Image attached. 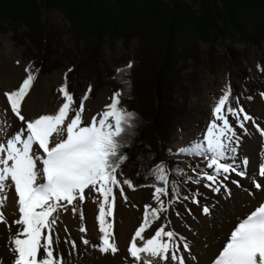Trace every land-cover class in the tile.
Wrapping results in <instances>:
<instances>
[{
	"label": "snow or ice",
	"instance_id": "1",
	"mask_svg": "<svg viewBox=\"0 0 264 264\" xmlns=\"http://www.w3.org/2000/svg\"><path fill=\"white\" fill-rule=\"evenodd\" d=\"M126 67L130 69L131 62ZM32 68L31 64L25 67L27 75L18 88L3 93L11 113L26 127L21 126L9 135L8 130L13 125L6 118L8 110L0 113V117H4L0 119V225L6 226L11 234L9 244L15 253L14 264H71L64 249L70 248L68 256H71L77 249V241L70 235L62 237L57 225L60 213L66 212L69 206L76 215V201L83 205L86 190L98 194V201L94 199L93 202H98L96 221L100 236L98 243L90 241L86 238L88 229L81 223L78 230L85 235L80 237V241L101 254L116 255L120 249L114 230L115 190L118 189L127 202L124 186L132 191L139 187L154 189L151 202L143 205L142 222L135 229L126 250L134 258L132 264H186L185 253L191 256V245L170 227L172 221L167 213L177 203L189 199L191 203L200 205L204 214H209L210 210L198 199L203 195L199 188L188 189L190 195H182L180 185L187 187L195 184L215 193L224 190L230 195L226 181L230 180L232 173L246 176L245 169L249 165L248 158L239 164L236 162L241 142L237 128L244 135H250L246 125L251 121L261 137H264V128L245 111L239 97H232L229 86L218 98L213 118L202 136L180 146L175 152L168 149L170 158H202L203 167L201 163L193 166L185 159L183 162L195 173L193 176L179 165L158 162L148 169L145 176V179L151 177L152 182L136 185L132 179L124 178L122 171V166L129 160L122 149L127 146L136 120V113L122 104L123 92L116 90L109 98L110 103L95 114L86 116L85 102L91 93V86L80 99L79 108L74 109L75 100L68 90L65 74L64 83L58 89L64 103L58 111L26 120L22 106L33 89L39 71L37 69L34 73ZM123 72V69H117V73ZM120 82L127 83L122 78ZM261 96L264 98V93ZM229 160L232 162H227ZM259 175L264 176V164L259 168ZM231 182L238 184L234 180ZM255 187L259 189L261 184L255 183ZM11 188L18 197L15 201L18 218L9 224L3 208ZM188 212L191 213V209ZM176 215L181 213L176 211ZM79 218L83 222L82 207ZM63 231L68 232L67 226ZM220 243V249L208 264H264V200L258 201L243 217H237L236 224ZM192 259L195 257L192 256Z\"/></svg>",
	"mask_w": 264,
	"mask_h": 264
},
{
	"label": "rangeland",
	"instance_id": "2",
	"mask_svg": "<svg viewBox=\"0 0 264 264\" xmlns=\"http://www.w3.org/2000/svg\"><path fill=\"white\" fill-rule=\"evenodd\" d=\"M22 1L26 4L25 2L30 0ZM34 1L39 13L38 23H41L43 28L48 31L49 46L44 64L42 65L41 61L40 67L35 64L37 59L42 61L43 59L40 58L39 51L29 38L33 33L29 32L28 27L23 22L8 19L5 16L3 13L5 10L2 7L5 6L6 1L2 0V3L0 2V61L3 62H0V76L4 79L13 73L11 64L7 60L15 55L14 64L25 76L27 73L24 69L29 64L33 66L34 73L37 69L39 70L33 89L26 100L32 97L37 99L38 95H41L50 105L60 107L64 103V98L58 89L64 83L62 72L68 70V90L73 94L75 100L73 108H79L80 99L91 86V93L85 102V113L95 114L102 109V106L110 103L109 98L114 93L113 88L108 85V73L113 71L115 67L124 65L127 59L139 62L138 66L132 68L131 82L127 88L130 89L128 91L132 93L133 97L130 102L122 104L129 111L136 113L137 121L143 123L138 129H135L133 138L143 146L144 154L148 153L147 156L149 157L135 161L136 165L131 168L132 174L130 175L137 180H145L146 183L144 184H149V181L152 182L151 177L145 179V176L148 174L147 170L158 162H165L170 166L179 165L189 175H195L188 164L183 161L187 159L195 166L197 163H201L202 158L183 156L170 158L168 149L175 152L180 146L202 136L206 126L213 118L212 113L218 98L229 86L232 97H239L245 111L251 116H255L259 105H264V98L261 96V93H264V71L261 70L264 69V37L259 38L258 35L257 39L252 41L240 36L229 23L228 4L224 0H211L209 5L213 11L206 8L205 2L206 6H202L198 0H157L164 3L163 5L167 6L169 10L173 8L183 12L184 15L191 14L198 17L197 19L195 17L186 18V28H189V33L180 44L177 43L178 61L171 67L173 70H171L170 76L165 78L172 99L170 104L174 105V101L178 100L180 103L184 102L185 108H183V104L180 105L182 112L171 118L170 124L168 123L166 129L161 131V135L157 139L154 130L145 120L148 116L150 117L153 108L152 102L154 103L150 98L151 95H149L153 68L158 63L159 58L162 57L163 52L161 47L163 46V37L160 32L157 29L150 32L144 30L139 37H132L125 44L119 38H112L111 41L104 38L97 52L94 53L90 46L93 36L88 33H74V25L69 23L61 12L54 8H45L42 3L43 0ZM20 5L23 6L22 3ZM206 9L210 11L209 16L212 22L205 18ZM214 10H217L216 13ZM200 22L208 28L203 29ZM176 25L179 26V19L176 21ZM142 57L148 60L147 64L150 70H144L145 65ZM68 64L71 65L68 66ZM45 81L49 85L42 89ZM20 83L22 80L19 79ZM19 84L16 88L19 87ZM249 96L252 99L249 100ZM124 97L123 95L122 98ZM35 107L34 104L33 108L35 109ZM27 110L22 106L23 115L28 112ZM12 117L18 120L16 121L17 124L16 122L14 124L26 127L14 114ZM28 119L26 118V120ZM230 122L235 126V121L231 117ZM249 125L250 122L246 126ZM16 130L18 129L12 127L9 135ZM237 133L242 140L244 135L242 130L237 128ZM133 144L134 141L129 146V153ZM258 165L260 164L253 165L252 169L250 167L252 176L260 177L259 169L256 171ZM201 167H203V163H201ZM197 188L199 185L189 184L187 187L183 184L180 185L182 195H190L188 189L195 190ZM124 190L128 198L133 194L140 193L142 195V192L154 191L150 187H139L136 191H132L127 186H124ZM115 192L117 206L124 200L118 189ZM85 196L84 203L94 199L98 200V194L89 190H86ZM192 204L191 199H189L177 203L174 208L183 211ZM75 206L78 209L83 205L76 201ZM173 209H170L172 215ZM67 211L72 212V206H69ZM64 250L66 256L67 248ZM76 250L82 251L81 248L79 251L78 247Z\"/></svg>",
	"mask_w": 264,
	"mask_h": 264
},
{
	"label": "trees",
	"instance_id": "3",
	"mask_svg": "<svg viewBox=\"0 0 264 264\" xmlns=\"http://www.w3.org/2000/svg\"><path fill=\"white\" fill-rule=\"evenodd\" d=\"M5 1V6L2 7L5 10L3 12L5 16L8 19L11 18L23 22L28 27L29 32L33 33L29 38L39 51L40 58L43 59L42 61L36 58L35 64L40 67V61L43 65L46 59L45 56L48 53L49 42L48 31L43 28L41 23H38L39 13L35 1L30 0L25 2L26 4L22 0ZM198 1L201 2L202 6H206L205 4H207L206 8L212 10L209 5L211 0ZM224 1L228 4L227 12L229 13V23L240 36L252 41L257 39L258 35L259 38L264 37V0ZM0 2L2 3V0ZM42 3L45 8H54L61 12L67 21L74 25V33H88L93 36L90 46L94 53L97 52L104 38H107L109 41L112 38H119L125 44L132 37H139L144 30L150 32L151 30L155 31L157 29L160 32L163 37V46H161L163 52L162 57L159 58L158 63L153 68L149 95H151L150 98L154 103L152 102L153 108L150 117L148 116L147 120H145L154 130L156 139L159 138L161 131L166 129L171 118L182 112L180 105L183 104L182 106L185 108V104L182 101L180 103V101L175 100L174 105L170 104L172 99L170 97V91L168 92L165 78L170 76L171 70H173L171 67L178 61L176 55L177 51H179L177 49V43L180 44L189 33V28H186V18L195 17L197 19L198 17L192 16L191 14L184 15L183 12L176 11L173 8L169 10L167 6L163 5L164 3L157 0H43ZM206 10L207 14H205V18H208L207 21L210 22V11L208 9ZM216 11L214 10L215 13ZM178 19L179 26L177 27L176 21ZM200 24L203 29L208 28L205 24L201 22ZM152 43L155 44L154 42ZM142 61L145 65L144 70H150L147 64L148 60L143 58ZM130 62L132 64L131 70L126 67ZM138 64L139 62L127 59L124 65L115 67L107 75L108 85L113 88V92L118 89L123 92L125 97L122 98V103L130 102V99L133 97L132 93L128 91L130 89L127 88L131 82L130 75L132 68L138 66ZM117 69H123L124 72L117 73ZM65 74H67L68 84V70L62 72L63 81L65 80ZM120 78L127 81V83H121ZM137 120L136 118L134 127L131 130L132 134L127 141V146L122 149L129 157L126 164L122 166V171L124 178L132 179L136 185H144L146 183L145 180L140 181V179L137 180L130 175L132 174L131 168L136 165L135 161L148 159L149 157L147 156L148 153L144 154L142 150L143 146L133 138L135 136V129H138L143 124ZM133 141L134 144L129 153V146Z\"/></svg>",
	"mask_w": 264,
	"mask_h": 264
},
{
	"label": "bare ground",
	"instance_id": "4",
	"mask_svg": "<svg viewBox=\"0 0 264 264\" xmlns=\"http://www.w3.org/2000/svg\"><path fill=\"white\" fill-rule=\"evenodd\" d=\"M15 58L16 56L14 55L7 60L11 64L13 73H10L4 79L0 76V113H3L7 109L6 118L11 121L14 129H19L20 124L18 126L16 125V121L18 120L12 117L10 106L6 104L5 96L2 94L6 90L12 91L16 89V86L19 84V79L23 81L26 77L23 72H20L18 66L14 64L13 59ZM0 62L3 61L1 60ZM48 85L47 81H45L42 89ZM34 104L36 105L35 109L33 108ZM23 106L26 110L27 107L29 108L27 110L28 112L24 114L29 119H35L42 114H55L59 109V106L50 105L41 95H38L37 99H34V97L25 99ZM85 115L88 116L89 113H85ZM2 118L4 117H0V119ZM254 118L264 128V105H259ZM15 122L16 124H14ZM248 127L251 134L243 135L236 161L239 164L241 159L248 158L249 165L245 169L247 175L238 176L232 173L230 180L226 181L231 190V194H227L224 190H221L220 193H215L208 188L199 186V191L203 195L198 197V199L201 200L202 205L209 207V214H204L202 207L197 204H192L183 211L174 208L173 215L171 214L172 212L170 213V210L167 213L168 219L172 221L170 227L184 236L186 241L191 245V256L185 253L186 264H208L209 259L220 249L221 239L225 238L229 230L236 224L237 217H243L258 201L264 200V176H252L250 170V167L252 169L253 165L260 164L256 169L258 171L260 166L264 164V137L260 136L251 121ZM10 131L11 129L8 130V134ZM233 180L237 181L238 184L232 183L231 181ZM255 183H260L261 188L257 189ZM142 193V195L140 193L133 194L128 198L127 202L123 201L116 206L114 230L117 233V245L120 249L116 255L101 254L92 247L83 245L80 241V237L85 235L78 230L81 223H83L88 229L86 238L90 239L93 243L99 242L100 233L96 221L98 202L94 203V200H92L85 202L81 206L84 211L83 222L79 218V209L81 207L78 208L75 216L72 212H63L60 215V221L57 225L61 236L66 237L70 235L72 239L77 241L78 250L80 251V248L82 249L81 252L76 250V253L68 256V252L71 249L67 248L66 258L71 260V264H132L134 258H131L126 250L130 244L131 236L142 222L143 205L151 202L150 197L152 192ZM7 195L8 200L3 208V212L9 224H11L13 219L18 218V207L15 203L18 197L15 196L14 188L9 189ZM188 209H191V213L188 212ZM176 211H179L181 215L177 216ZM65 226H67L68 232L63 231ZM155 227L156 225L154 224L153 228ZM14 228L15 225H13ZM10 235L6 226L0 225V264H14L15 253L11 250L9 244ZM181 251H183L182 245ZM192 256L195 259H192Z\"/></svg>",
	"mask_w": 264,
	"mask_h": 264
}]
</instances>
